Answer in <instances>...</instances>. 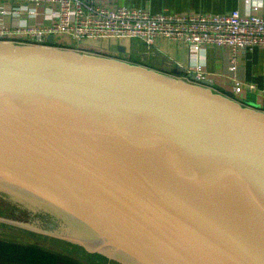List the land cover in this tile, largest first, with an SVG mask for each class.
<instances>
[{
  "label": "water",
  "instance_id": "95a60500",
  "mask_svg": "<svg viewBox=\"0 0 264 264\" xmlns=\"http://www.w3.org/2000/svg\"><path fill=\"white\" fill-rule=\"evenodd\" d=\"M47 42H0V195L54 220L15 225L122 264H264V109Z\"/></svg>",
  "mask_w": 264,
  "mask_h": 264
},
{
  "label": "built area",
  "instance_id": "2783aa9c",
  "mask_svg": "<svg viewBox=\"0 0 264 264\" xmlns=\"http://www.w3.org/2000/svg\"><path fill=\"white\" fill-rule=\"evenodd\" d=\"M115 1L0 0V42L46 46L47 37L52 35L80 47L87 40L130 39L144 44L148 53L153 41L163 38L186 45L194 56L207 47H222L230 51L228 72L234 78L233 94L242 91L244 82L236 75L239 53L257 48L264 55V14L257 4L245 12L190 15L152 14L114 6ZM192 69L195 77L204 78V63L196 61ZM253 87L247 83V88Z\"/></svg>",
  "mask_w": 264,
  "mask_h": 264
},
{
  "label": "crops",
  "instance_id": "0c3cea01",
  "mask_svg": "<svg viewBox=\"0 0 264 264\" xmlns=\"http://www.w3.org/2000/svg\"><path fill=\"white\" fill-rule=\"evenodd\" d=\"M101 4L107 3L101 2ZM254 4L259 5L264 14V0H116L113 5L147 10L152 14L195 15L230 13L233 10L245 12ZM53 39H55V44L67 45V42L58 36L53 37ZM118 47H123L124 51H118ZM78 49H82L83 53L106 57L109 55L112 57L118 53L123 59H117L127 62L132 60L148 68L168 75H176L183 79H188L194 73L190 70H193V63L199 61L205 65L204 78L202 79L211 81L215 85L212 87L213 92L232 93L234 78L228 72L230 51L226 48L211 46L194 56L186 45L157 38L153 41V46L148 53L144 44L130 39L87 40ZM236 62L238 65L236 75L244 82L242 91L233 94L235 100L245 105H247L246 103L256 104L262 111L264 109V55L262 51L256 48L250 52L239 53ZM176 71L177 73L174 74L173 72ZM247 83L253 84V89L247 88ZM53 255L64 264H89L79 262L64 254H60L62 257H59V253L56 251Z\"/></svg>",
  "mask_w": 264,
  "mask_h": 264
},
{
  "label": "rangeland",
  "instance_id": "374dc122",
  "mask_svg": "<svg viewBox=\"0 0 264 264\" xmlns=\"http://www.w3.org/2000/svg\"><path fill=\"white\" fill-rule=\"evenodd\" d=\"M53 46L59 48L62 47V45L55 43L53 44ZM63 47H66L67 49H73L79 52L82 50V49H78V47L74 45H64ZM108 57H110V55ZM111 58L117 59L122 57L117 53L115 56H112ZM176 77L183 79L182 77L179 76ZM188 79H184V80H188ZM53 221L54 220H52L51 218L42 217L41 219L40 217H38V215H35L31 210H29V208L27 209L26 206H21L17 203H12L8 198H6V196L4 197V195H0V246L2 244H9V245L14 244L15 246H20L21 248L33 247L39 250V252L42 251L47 253L45 254V256L41 257L40 259H33V261H30L29 264H64L60 260L54 261L53 260L54 257H50V256H54L53 255L54 251L59 253V257H62L60 256V254H64L65 256H71L75 260L82 263L87 262L89 264H119L116 260L111 258L109 259L105 254L99 252H89L84 248L69 243L67 241L42 235L39 233H34L22 228L21 226L19 227L15 225V224L28 225L34 223L42 224L41 222H53ZM56 222H58V220H56ZM61 224L63 225V223ZM63 226H65V228L70 229L69 231L65 232V234L74 233L71 230L69 224L66 225L64 224ZM78 237H82V236H78ZM95 245H96L95 243H90L89 248L90 249L94 248ZM97 251L104 252L105 250L98 249ZM104 253L109 254L108 252H104ZM27 260L28 259L26 256L24 258L21 255H17L11 252L3 253L0 251V263L26 264Z\"/></svg>",
  "mask_w": 264,
  "mask_h": 264
},
{
  "label": "trees",
  "instance_id": "16d2710c",
  "mask_svg": "<svg viewBox=\"0 0 264 264\" xmlns=\"http://www.w3.org/2000/svg\"><path fill=\"white\" fill-rule=\"evenodd\" d=\"M64 45H62L61 48H66V47H63ZM69 48H72V47H69ZM130 63H134V64H140L138 62H135V61H130ZM142 65V64H141ZM144 66V65H143ZM3 246H0V251L3 252V253H6V252H11V253H14V254H17V255H21L25 258V256L27 257V263L26 264H29L30 261H33V259H40L41 257L45 256V254H47L46 252H39V250L33 248V247H27V248H21L20 246H15L14 244H2ZM50 257H54V261L55 260H59L58 257L56 256H50Z\"/></svg>",
  "mask_w": 264,
  "mask_h": 264
},
{
  "label": "bare ground",
  "instance_id": "6f19581e",
  "mask_svg": "<svg viewBox=\"0 0 264 264\" xmlns=\"http://www.w3.org/2000/svg\"><path fill=\"white\" fill-rule=\"evenodd\" d=\"M25 200H27V198H25ZM70 223H73V225L70 227L71 230L74 232L73 234H75L76 236H86L89 238V228L86 224L81 226V224L78 222V220L75 217H72L70 219ZM74 225H75V227H74ZM59 228H60V230H63L64 232L67 231V228L65 229V226H63V225L60 226ZM57 232H59V231H57Z\"/></svg>",
  "mask_w": 264,
  "mask_h": 264
}]
</instances>
